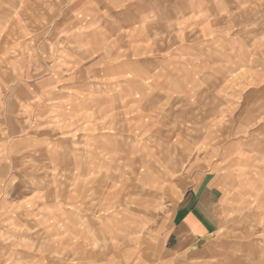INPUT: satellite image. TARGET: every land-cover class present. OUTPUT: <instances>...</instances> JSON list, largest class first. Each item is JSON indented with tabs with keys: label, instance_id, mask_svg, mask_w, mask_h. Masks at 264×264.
Instances as JSON below:
<instances>
[{
	"label": "crops",
	"instance_id": "crops-1",
	"mask_svg": "<svg viewBox=\"0 0 264 264\" xmlns=\"http://www.w3.org/2000/svg\"><path fill=\"white\" fill-rule=\"evenodd\" d=\"M66 1L60 29L69 45L48 72L56 81H17L31 69L18 65L10 51L1 56L8 61L0 67V264H17L14 249L30 248L21 236L30 229L21 219L33 215L39 198L36 185L17 172L16 157L38 149L56 160L65 137L74 145L75 169H87L92 178L82 190L71 184L54 200L43 196V264H144L148 216L142 207L127 210L116 191L90 200L95 175L101 186L112 164L134 163L128 156L135 148L111 140L120 135L118 124L130 122L138 124L133 139H152L138 184L156 186L162 176L183 170L173 205L151 229L160 255L149 264H188L211 250L223 228L236 231L245 221L247 233L264 246V122L254 115L258 104L264 107V32L245 40L225 21L232 16L236 23L235 14L243 11L264 12V0ZM18 2L0 0V44L1 33L10 43L16 26L32 29L25 16L15 18ZM247 21L240 19L236 28ZM76 74H87L88 81L71 77ZM33 90L41 96L34 106ZM213 96L215 113L200 116L205 130L190 137L176 133L174 153L161 143V133L147 129L165 108H205ZM85 157L86 169L80 162Z\"/></svg>",
	"mask_w": 264,
	"mask_h": 264
},
{
	"label": "rangeland",
	"instance_id": "rangeland-1",
	"mask_svg": "<svg viewBox=\"0 0 264 264\" xmlns=\"http://www.w3.org/2000/svg\"><path fill=\"white\" fill-rule=\"evenodd\" d=\"M17 1H19V4H17L15 12H13L15 18L18 20L25 16V18L30 20L32 29L27 33L23 32V29L18 26L14 30V26H12L13 29L11 31L12 33L14 32L15 37L10 39V43H8V33H1L3 38L0 44V67L4 66L3 63L8 61V59H5V57L1 58V56L10 51L17 58L18 65L22 66V68L26 66L32 71L30 76L16 75L17 81H23L24 78H27L34 86L40 81L43 84L47 83L48 79L56 81L57 76H53L52 78L48 75V72L50 66H55L54 62L56 59L61 60L60 57L63 58L66 56L62 50H65L69 44L63 40L60 26L63 24V20L65 21L68 17L66 9L68 2L66 0ZM234 18L236 19V23H230V19H233L232 16L225 18V21L228 22L227 24L230 25L228 29L231 30V27H233V30L236 29L235 31L237 33L243 34L245 40L252 38L248 33L253 34L258 29H261V35L263 34L264 26H260L264 21V12L262 10L254 9L239 12L235 14ZM16 19L14 20L17 22ZM240 19H251V22L247 21L245 24L236 28ZM74 76L80 80L86 79L87 81L89 77L87 74H76L71 77ZM31 96L33 101L30 104L34 106L41 96H38L35 90H33ZM216 104L218 103H216L215 97L213 96L205 108L201 107L199 103H193L187 107L177 104L174 108H165L164 111L159 112V121L149 124L150 126L147 129L150 130L151 134L155 133L154 131L161 133L163 135L160 139L161 143H165V148L173 151V147H171L173 136L178 132L187 137H190V134L197 136L202 130H205L202 127L206 125L200 123V116H205L207 111L209 113H215L217 108ZM251 108L250 106L246 110H251ZM210 109L212 110L210 111ZM254 115L264 122V107L261 104L255 107ZM186 125L187 127H185ZM229 125L231 126L228 123L224 124L225 127ZM136 127H138V124L135 122H130L129 124L120 123L117 126V129L120 130L119 137L117 138L114 135L115 139L113 136V139H111L116 144L117 142L119 144L122 142V145L128 146L130 150L132 147L135 148L131 150L132 153L128 156V162H133L132 160H134V163L132 165L118 164L119 166L117 168L115 164H112L111 170H107L109 171L107 178H102L106 184H109L110 180H112L111 185L107 187L104 186L105 183H102L100 186L98 184L100 183L98 182L100 175H95L97 180L96 193H92L91 197H89L90 200L97 201L104 190L107 193L112 191V194L116 191V193L122 195L123 199L126 198L127 210L135 211L137 206L141 210L139 206L142 207L144 215L148 216V218L144 219L143 238L145 245L143 249V262L144 264H149L150 260L160 255L158 241L151 235V229L168 214L173 205L175 182L183 170H178L177 174L171 178L162 176L156 186L138 184L137 178L141 174L139 171L150 158V154L147 153L148 151L145 146H147V143L151 146L150 142L152 139L147 138V140L145 138L143 141L138 138L133 139L132 131ZM127 135L126 140L125 137ZM129 136L132 138H129ZM161 143L159 144V150L164 151ZM102 146H98V148L100 149ZM59 147H61V154L57 156L56 160L54 158L49 160L43 155V150L38 149H31L32 151L26 157L22 156L18 158L21 155L16 157L19 161L17 164V172L25 173L28 176L36 185L39 196L37 204L33 206L34 210H36L33 212V215L27 218L24 216L21 219L23 225L26 222L29 225H26V227H29L30 235L22 234L21 236H23V241L26 240L29 243L30 248L28 249V247L23 246L16 247V249L13 248V258L16 259L17 264H43V225L41 224L43 216L40 215V213L43 214V196L54 200L58 191H63L66 194L71 189V184L76 186L75 189L82 190L84 188L80 187L81 184H86L87 179L92 178V175L89 176L86 169V157L80 161L83 165L85 164L84 167L86 170L83 169L80 172L75 169L73 161L75 156L72 154L74 145L71 140L65 137L60 142ZM79 147L82 148L83 146L80 145ZM138 147L139 152L137 151ZM100 150L102 151V149ZM136 151L138 152L137 154H135ZM174 155L171 154L169 157L171 161ZM165 159L166 163H169L166 157ZM137 161L138 163H136ZM56 162L59 170H55L54 165ZM179 162H182V158ZM60 165H62V168ZM176 166L182 169V163H177ZM120 168L121 170H119ZM96 201L95 205L97 204ZM152 216L154 220L151 219ZM247 228V221L241 224L236 231L231 228H223L215 237L211 250L202 256L189 259L188 264H264V246L257 244L258 241L255 240V237L247 233ZM5 244L8 245L9 243Z\"/></svg>",
	"mask_w": 264,
	"mask_h": 264
}]
</instances>
